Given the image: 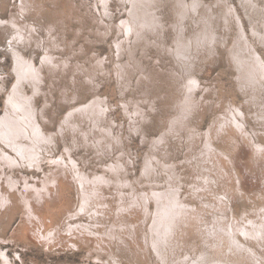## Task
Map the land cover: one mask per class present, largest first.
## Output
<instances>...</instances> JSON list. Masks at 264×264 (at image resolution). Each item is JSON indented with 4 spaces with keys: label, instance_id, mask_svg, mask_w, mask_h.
Instances as JSON below:
<instances>
[{
    "label": "rangeland",
    "instance_id": "rangeland-1",
    "mask_svg": "<svg viewBox=\"0 0 264 264\" xmlns=\"http://www.w3.org/2000/svg\"><path fill=\"white\" fill-rule=\"evenodd\" d=\"M209 1L215 17L222 0H204ZM226 3L244 11L238 0ZM178 7L182 11L185 3L138 0L133 8L128 0H0V17L13 22L0 27V116L10 107L21 126L11 139L0 141V156H14L11 146L17 144L20 148V144L32 143L40 151L35 166L0 158V203L6 200L0 208V264L2 256L8 257L9 264H116L109 255L118 252V237L134 235L133 223L141 226L137 236L149 241L156 210L149 198L153 193L178 190L177 197L200 206L192 193L194 187L202 190L204 186L197 155L202 142L198 140L191 147V138L206 131L219 114L239 109L238 117L246 116L248 130L263 128L249 114L255 106H246L237 85L239 73L226 45L216 46L214 56L207 57L208 51L198 55L202 60L190 73L197 79V87L194 96L187 92L190 79L175 56L178 38L173 27L179 17L175 12ZM153 21L157 28L151 26ZM198 23L185 20L187 42L199 40ZM128 24L132 26L129 31ZM19 28L27 40H20L21 45L18 40L21 53L41 73L35 80L24 79L21 94L13 92V86L20 82L11 54V48L16 47L14 32ZM234 30L227 35L230 46ZM29 98L31 103L27 104ZM12 99L18 103L11 105ZM25 107L30 116L25 114ZM188 112L191 120L187 119ZM27 132L38 139L40 135V139L29 141ZM213 142L227 146L219 137ZM243 151L241 163L249 155L248 147ZM54 155H64L58 167L51 164ZM256 165L250 164L249 171L239 168L244 170L242 182H249L243 188L251 195L264 188V167ZM48 175L58 179L49 184L53 189L49 196L39 202L36 195ZM145 199L150 200L147 210L132 206ZM38 202L41 205L36 209L47 231L60 230L61 238L71 240V223L88 224L104 232L110 245L99 248L93 240L82 242L75 235V247L64 245V240L62 245L39 241L29 229L37 232L42 227L38 230L39 223L32 222V226L26 217L27 207ZM255 203L263 202L255 198L245 203L235 198L226 214L229 218L239 216L244 204L245 218L260 219L258 209L253 208ZM130 208L135 211H126ZM195 236L190 238L200 242ZM148 248L146 257L118 252L121 259H116L123 264H156L153 248Z\"/></svg>",
    "mask_w": 264,
    "mask_h": 264
},
{
    "label": "bare ground",
    "instance_id": "bare-ground-1",
    "mask_svg": "<svg viewBox=\"0 0 264 264\" xmlns=\"http://www.w3.org/2000/svg\"><path fill=\"white\" fill-rule=\"evenodd\" d=\"M137 1L128 0V3L135 8ZM202 1L203 4L201 3ZM175 2L185 3V8L182 11L179 10V7L175 10L179 17L177 18L178 22L176 21L173 28L176 38H178L175 56L178 58L179 66L186 71V77L190 79L188 87L186 86L188 88L187 92L191 96H194L195 88L197 87V79L190 73L195 69L194 64L202 60L198 55L208 51V54L206 53L207 57L209 55L214 56L217 53L216 46L218 47L221 44L226 45L228 46L227 50H229L230 61L235 67L236 72L239 73V83L237 82V85L240 86L241 92L246 99V106L248 107L249 104V109L255 106V109L252 111L247 110V112L250 111L249 114H251L254 123L263 128L253 126L251 131L248 130L245 125V122H247L246 116L243 114L241 120L238 117V114H241L240 109L237 112L228 111V113L219 114L216 120H212L206 131L200 132L199 136L190 140L191 147H194L193 145L198 140L202 142L197 155L199 157L200 179L203 180L204 188L202 187V190H197L200 187H194V192L192 193L200 201L199 208L193 206V203L186 200L187 198L182 200L180 196L177 197V193L179 194L178 190L170 189V193H153L149 198L154 202L156 210L150 225L151 236L149 241L144 242L146 237L137 236L136 232L140 230L141 226L140 224L133 223L131 229L134 235L130 237L124 234V237H118L119 242L116 244V250L133 257H140L141 255H145L146 257V254L150 250L148 246H152L156 256V264H264V188L251 195V193L247 192L248 190L245 191L243 188V186H248L245 184L249 182L245 183L243 181V185L241 178L244 170L247 169L249 171L251 169L250 164H257L256 166L262 165L264 167V141L262 140L264 137V110L257 111L259 107L264 106V0H238V3L244 9L243 12L238 11L235 6L226 3V0H222L220 5L219 3L217 4V6H220V12L215 17H212L215 12L211 1L191 0V3H189L188 0H175ZM21 8L26 9L22 6ZM187 18L194 19V21L199 20L197 24L201 28L199 40L195 39L187 42L184 36V31L187 27L185 20ZM214 18L217 20L213 21ZM246 21L248 22L247 27L245 25ZM12 23L4 21L0 17V24H3V26L0 25L1 28H6V25H12ZM151 26L157 28L154 21ZM131 28V24L126 25L127 31ZM232 28L235 29V36L230 46V44L228 45L227 35ZM22 33L20 28L14 32L16 41L13 42H16V47L13 46L11 48V54L14 57L16 66L17 82H20L13 86V92L19 94L23 93L22 86L24 79L35 80L41 75L40 70L37 71L36 65L32 60L26 58L21 53L18 40L27 41L25 40V34L22 35ZM259 47H262L260 49L262 52L259 51ZM243 70L248 71V73L245 75ZM15 102L18 103L16 99L9 101L11 105H14ZM26 102L30 104V98ZM9 108L7 107L5 114L0 116V141L11 139V136L21 129L17 119L13 116L11 108ZM25 110V114L30 116L28 107H25ZM194 111H196L195 108ZM187 115V119L191 120V112H188ZM27 133L28 136L26 135V137L31 142H36V140L40 139V135L38 139V136L36 138V136H31L29 132ZM217 137L221 138L227 146L220 147L216 145L213 140ZM249 141L251 146L248 145ZM30 144H20V148L17 147L19 144L11 146V150H14L15 155H1V160L6 159L8 162H13L16 165L17 163L19 165L23 163L26 166H35V162L39 163L40 161L38 156L40 151L37 150L38 148L35 144ZM245 147H248L249 155L245 161L242 158L241 163V151L245 150ZM233 149L235 151L234 154L232 153ZM1 153H3V150H1ZM63 157L64 155H61L57 158L54 155L50 158L52 159L51 164L58 167V165L63 163ZM241 167L244 169L243 171L239 169ZM57 179L58 177L53 176L51 178L49 175L47 176L42 188L38 190L36 195L39 202L44 200V197L49 196L50 191L53 190L51 187L49 188V184L55 182ZM230 190L231 192H229ZM211 196L214 198L211 199ZM235 198H239L240 201L243 200L245 203L246 201H255V198H259L263 203H255L253 208L255 210L258 209L260 219H255L252 216L245 218L246 207L244 204H242L243 210L239 216L232 215L229 218L226 210L228 208L230 210L232 200ZM28 200L30 202L31 199L29 198ZM5 201H1L0 208L6 203ZM148 201L146 199L140 202L137 200L132 206L137 205L136 207L139 206V208L147 210ZM39 202L36 205H30L26 209L27 220L30 223L37 221L39 223L36 225L38 226V230L39 227H42V230L37 232L29 227V230L33 231V235L39 241L45 242V244L62 245L61 241L64 240L66 241L64 245L75 247L77 246V243L73 239L75 235V238H79V241L82 242L93 240L95 246L99 248H107L110 245L107 238L103 237L104 232H99L88 224H78L76 226L71 223V229H69V231L73 232L71 240L61 238L60 230L58 232L56 230L47 231L43 216L36 209V207H39L38 205H41ZM139 203L141 204L139 205ZM131 209H127L126 211ZM123 210L129 214L125 209ZM132 210L135 211L134 209ZM98 214L99 212L95 211V215ZM240 220H243V222H240ZM75 230L78 231V234H76ZM191 236H195V238L199 237L200 242H194L190 238ZM188 238L190 239L189 241H187ZM118 252L109 256L116 264H123L116 259H121V255ZM140 252H143V254ZM197 254L198 258H196ZM2 259L3 264H9L7 256H2ZM146 264L151 263L146 261Z\"/></svg>",
    "mask_w": 264,
    "mask_h": 264
}]
</instances>
